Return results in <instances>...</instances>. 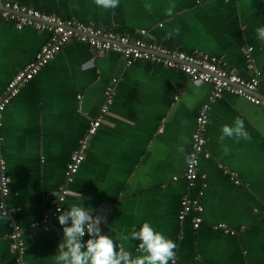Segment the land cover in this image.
Wrapping results in <instances>:
<instances>
[{
    "label": "crops",
    "instance_id": "obj_1",
    "mask_svg": "<svg viewBox=\"0 0 264 264\" xmlns=\"http://www.w3.org/2000/svg\"><path fill=\"white\" fill-rule=\"evenodd\" d=\"M3 1L215 57L229 72L257 76L264 99V40L256 33L264 27V0H119L114 9L95 0ZM47 39L45 32L17 29L0 19V95ZM109 87L113 104L105 122L66 182L70 157ZM210 96L209 84L193 82L180 71L147 61L125 66L117 53H98L76 40L67 43L2 113L0 157L11 190L4 199L0 194L8 213L0 210V264L16 262L9 239L13 223L22 229L29 264H56L64 240L60 213L47 229L31 223L52 209L63 188L68 194L61 212L84 207L101 219V234L114 241L116 250L123 248L133 258L145 255L138 249L141 241L122 236L147 222L176 243L174 264H264V109L226 91L215 100ZM205 105V145L198 179L189 185L184 169ZM237 117L250 138L221 140L222 127H234ZM183 196L202 206L196 230L190 217L178 219Z\"/></svg>",
    "mask_w": 264,
    "mask_h": 264
},
{
    "label": "built area",
    "instance_id": "obj_2",
    "mask_svg": "<svg viewBox=\"0 0 264 264\" xmlns=\"http://www.w3.org/2000/svg\"><path fill=\"white\" fill-rule=\"evenodd\" d=\"M0 19L14 24L17 29L31 27L48 35L47 41L36 53L34 59L12 77L6 86L5 92L0 95V126L2 125V113L19 94L22 87L31 81L41 68L47 65L72 40L87 44L98 53L107 51L117 53L123 58L125 66H131L138 61H147L180 71L193 82L209 84L211 87V100L220 98L222 93L226 91L264 109V99L257 96L259 89L257 76L243 78L236 73L229 72L224 63L215 57L202 53L187 54L179 51L174 45L157 44L145 41L142 38H129L114 31L98 29L82 22L49 15L3 0H0ZM142 34H144V31H142ZM250 51L251 49L246 51V60L249 69H252L253 59L250 56ZM113 93V87L106 89L105 99L99 109L97 118L89 123L86 134L78 143V149L72 153L66 168V182L72 181L85 161V151L90 139L105 122V116L108 115L113 104ZM208 118L209 107L205 105L196 118L195 130L192 136L193 142L184 169V178L189 185H193L198 179L199 158L203 154L205 145L203 132ZM10 182L6 162L0 157V194L3 199L10 193ZM67 194L68 191L65 188L61 189L52 201V209L38 221L32 222L31 227L47 229L51 219L61 212V204ZM0 210L2 215L6 216L8 214L3 201ZM201 212L202 206L196 199H191L188 196L181 198L178 214L180 221L190 217L192 227L196 230L202 222ZM217 228H223V226L218 225ZM21 232L22 229L13 223L9 235L11 249L16 255L15 264H29L24 258L25 250L21 240ZM84 237H89L87 232Z\"/></svg>",
    "mask_w": 264,
    "mask_h": 264
},
{
    "label": "clouds",
    "instance_id": "obj_3",
    "mask_svg": "<svg viewBox=\"0 0 264 264\" xmlns=\"http://www.w3.org/2000/svg\"><path fill=\"white\" fill-rule=\"evenodd\" d=\"M95 3L105 9H114L118 7L119 0H95ZM174 7V5L170 7L166 14L171 16ZM256 33L264 40V27L257 28ZM221 131L223 133L221 140L234 136L250 138L239 117L235 119L234 127L224 125ZM57 211L60 212L59 209ZM57 219L63 228L64 240L58 246L56 264H61V261L63 264H169V261H173L174 264L176 243L155 232L147 222L143 223L138 232L133 229L130 236H122L123 240L132 238L141 241L138 249L145 255L133 258L123 248L116 250L114 241L109 236L101 234L99 227L101 219L94 217L84 207L72 205L69 211L60 212ZM86 232L90 238L84 242Z\"/></svg>",
    "mask_w": 264,
    "mask_h": 264
},
{
    "label": "water",
    "instance_id": "obj_4",
    "mask_svg": "<svg viewBox=\"0 0 264 264\" xmlns=\"http://www.w3.org/2000/svg\"><path fill=\"white\" fill-rule=\"evenodd\" d=\"M257 96H259V97L261 96L259 92H257ZM260 98H261V97H260Z\"/></svg>",
    "mask_w": 264,
    "mask_h": 264
},
{
    "label": "trees",
    "instance_id": "obj_5",
    "mask_svg": "<svg viewBox=\"0 0 264 264\" xmlns=\"http://www.w3.org/2000/svg\"><path fill=\"white\" fill-rule=\"evenodd\" d=\"M10 190H11V188H10Z\"/></svg>",
    "mask_w": 264,
    "mask_h": 264
}]
</instances>
